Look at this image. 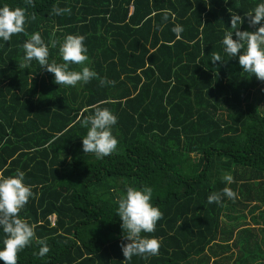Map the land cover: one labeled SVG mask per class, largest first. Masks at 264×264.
Wrapping results in <instances>:
<instances>
[{
	"label": "trees",
	"instance_id": "16d2710c",
	"mask_svg": "<svg viewBox=\"0 0 264 264\" xmlns=\"http://www.w3.org/2000/svg\"><path fill=\"white\" fill-rule=\"evenodd\" d=\"M259 3L34 0L31 7L0 0V7L26 9L28 33L0 39V175L24 172L34 197L19 216L50 249L40 257L33 240L17 264H264V85L255 95L260 80L222 44L234 31L232 14L244 20L239 30H256L246 14ZM54 7L71 13L56 15ZM175 25L184 29L180 39ZM36 32L49 63H63L59 46L67 35L84 36L83 66L115 85L94 78L60 86L35 60L19 69L22 45ZM212 53L224 61L213 64ZM96 107L117 117V149L102 159L82 147L81 121ZM128 187H151V203L163 213L155 232L142 234L160 242L148 259L125 261L120 247L128 241L117 208ZM224 187L235 201L208 203ZM5 238L0 228V250Z\"/></svg>",
	"mask_w": 264,
	"mask_h": 264
},
{
	"label": "clouds",
	"instance_id": "9594fccd",
	"mask_svg": "<svg viewBox=\"0 0 264 264\" xmlns=\"http://www.w3.org/2000/svg\"><path fill=\"white\" fill-rule=\"evenodd\" d=\"M26 5L35 7L34 0H25ZM53 13L62 15L71 13L70 8H53ZM168 12L165 11L163 19L167 21ZM248 24L255 31H241L240 25L244 23L241 16L231 15V28L234 30L225 34L222 44L223 50L229 57L238 55L239 65L243 72L254 75L258 80L264 81V3L257 4L247 13ZM32 20L36 17L33 14ZM27 22L26 9L8 5L0 7V39L10 41L13 35L28 33L25 30ZM257 25H260L256 28ZM171 31L180 39L184 31L181 25H175ZM235 32L236 39H233ZM82 35H67L59 46V55L63 63L53 60L49 63V47L45 44L39 32L30 35L22 47L24 55L18 65L19 69H27L33 60L47 72L54 74V83L60 86L74 87L79 83L87 84L92 79H100L101 86L105 84L115 85V81L99 78L98 74L85 65L88 60L87 48ZM56 41H52V47ZM241 50L242 54H241ZM211 61L223 62L221 55L212 53ZM83 66L81 70H70V66ZM117 123V117L107 108L96 107L94 115L85 117L81 121L82 127L87 129L82 138L84 153L94 154L102 159L113 154L118 145V140L112 134V127ZM24 172L17 169L14 176L3 177L0 175V228L5 234L3 249L0 250V260L4 264H17L18 253L29 246L33 240L41 245L38 255L45 256L49 251L46 239L37 238L34 228L20 218L19 213L34 197L30 186L24 184ZM224 181L231 183L233 177L230 174L223 176ZM152 188L144 187L138 190L128 187L126 195L118 201L117 215L121 218L123 239L128 243H121L120 247L125 261H130L134 256L148 259L159 254L160 242L148 235L155 232L156 225L163 218V213L151 203ZM237 194L229 187H224L220 192H213L208 196V203L220 204L224 197L235 201Z\"/></svg>",
	"mask_w": 264,
	"mask_h": 264
},
{
	"label": "rangeland",
	"instance_id": "374dc122",
	"mask_svg": "<svg viewBox=\"0 0 264 264\" xmlns=\"http://www.w3.org/2000/svg\"><path fill=\"white\" fill-rule=\"evenodd\" d=\"M264 81H260L259 83L257 82L256 83V85H255V90H254V93H255V95H259V93L262 91L263 92V90H261V88H262V86L264 85V83H263ZM256 90H258L257 92H256ZM262 104H263V102H259V105L262 107ZM264 108V107H263ZM242 213L244 214V216H245V219H244V222H246L248 225H251V222L249 221V219H248V213L246 212V211H243L242 210ZM254 213H256V212H254Z\"/></svg>",
	"mask_w": 264,
	"mask_h": 264
},
{
	"label": "crops",
	"instance_id": "0c3cea01",
	"mask_svg": "<svg viewBox=\"0 0 264 264\" xmlns=\"http://www.w3.org/2000/svg\"><path fill=\"white\" fill-rule=\"evenodd\" d=\"M264 83V82H263ZM53 221V217H50V222H52Z\"/></svg>",
	"mask_w": 264,
	"mask_h": 264
}]
</instances>
